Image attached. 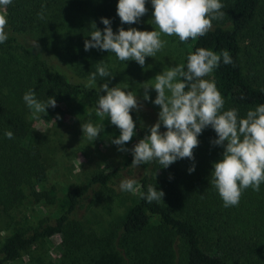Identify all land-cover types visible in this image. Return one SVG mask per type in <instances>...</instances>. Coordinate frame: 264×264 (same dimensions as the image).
I'll list each match as a JSON object with an SVG mask.
<instances>
[{
  "label": "trees",
  "instance_id": "trees-1",
  "mask_svg": "<svg viewBox=\"0 0 264 264\" xmlns=\"http://www.w3.org/2000/svg\"><path fill=\"white\" fill-rule=\"evenodd\" d=\"M58 1L12 0L6 8L0 6L8 33V39L0 43V213L17 209L29 195L36 202L54 205L55 211L52 223L15 226L1 245L0 264L11 263L55 234L62 236L58 257L38 256L19 264H120L123 255L132 264H228V260L264 264V183L258 192L244 190L237 206H224L210 175L212 162L221 159L223 148L211 143L216 133L210 126L198 135L194 160L178 159L167 168L157 161L139 166L140 192L146 193L151 185L164 192L163 200L148 203L139 195L126 206L112 233L93 227L79 215L82 200L93 186L99 187L97 195H101L122 169L132 166L133 157L122 166L96 172L61 196L38 188L46 179L39 136L10 104L2 87L8 95L20 97L34 90L42 102L49 97L56 103L73 99L79 110L97 107L99 96L97 89L85 87L88 78L69 72L66 59L62 62L58 48L49 46L44 35L47 26L38 14L44 17ZM220 2L223 18L213 20L206 35L181 42L186 47L181 64L186 65L187 55L196 48L218 54L227 50L233 63L221 61L211 73L212 81L225 101L224 109L235 108L243 117L249 109L264 104V0ZM243 38L245 49L240 42ZM34 41L38 49L33 48ZM103 83L97 78V87ZM130 114L135 123L140 122L136 110ZM7 131L13 132V139L6 137ZM136 134L144 137L146 133L139 128ZM192 164L195 170L189 173ZM159 168L163 175L154 176Z\"/></svg>",
  "mask_w": 264,
  "mask_h": 264
},
{
  "label": "clouds",
  "instance_id": "clouds-1",
  "mask_svg": "<svg viewBox=\"0 0 264 264\" xmlns=\"http://www.w3.org/2000/svg\"><path fill=\"white\" fill-rule=\"evenodd\" d=\"M12 0H0L5 8ZM153 23L157 30H139L120 27L113 31L109 18L101 17L105 26L101 31L92 23L94 31L91 39H86L84 49L92 48L114 53L120 61H136L141 67L146 57H155L167 41L161 34L177 36L180 42L195 40L204 36L212 28V21L222 19L224 5L220 0H151ZM146 0H118L116 12L121 24H135L147 13ZM43 19V13L38 14ZM6 15L0 14V43L8 39L5 31ZM33 48H39L36 41ZM186 65L179 64L164 69L156 74L154 84L145 83L144 100H149V89H155L157 95L152 101L160 107L157 121L148 126L144 137L131 149L124 147L135 135L136 127L130 112L139 110L142 105L132 91H125L119 85L109 87L108 82L97 87V75L101 78L112 77L108 66L103 62L96 65L85 87L97 89L96 115L101 119L110 118V122L120 130V135L111 140L119 151H130L133 159L131 165L157 161L161 167L167 168L178 159L194 160L193 149L199 145L198 135L211 127L216 138L213 145L223 148L221 159L212 162L211 183L218 191L225 207L237 206L244 190L251 188L259 191L264 183V104L249 109L241 117L235 108L224 109V99L214 81L205 79L221 61L232 64L227 50L216 53L206 48H196L186 58ZM264 91V90H262ZM103 92L104 94H100ZM23 100L33 115L40 119L39 114L46 115L47 108L57 106L54 97L46 102L37 99L34 90L24 93ZM56 119H60L57 114ZM55 121V120H54ZM163 125L165 131H161ZM83 136L89 141L97 139L104 125L91 122L81 124ZM13 139L11 131L5 133ZM195 164L188 168L191 173ZM134 179H122L119 183L121 191L137 193ZM148 203L161 201L164 192L149 185L147 192H139Z\"/></svg>",
  "mask_w": 264,
  "mask_h": 264
},
{
  "label": "rangeland",
  "instance_id": "rangeland-1",
  "mask_svg": "<svg viewBox=\"0 0 264 264\" xmlns=\"http://www.w3.org/2000/svg\"><path fill=\"white\" fill-rule=\"evenodd\" d=\"M117 3L118 0H59L44 15L41 24L47 26L44 35L49 40V46L58 48L61 60L63 62L64 58L66 59L64 66L70 70H68L70 73L78 74L77 76L81 78L83 76L89 78L90 74L96 71L91 70L96 69L99 63L97 60L101 59L100 62L108 66L112 77L101 78L97 75V78L108 82L110 87L119 85L127 88L125 91H132L137 96L142 105L139 110H136L140 122L135 123V135L124 146L131 149L143 138L136 134V130L142 128L146 133L148 126L157 121L160 110V107L152 102L157 95L154 88L149 89L150 99L144 100V84H154L156 74L181 64L186 47L177 36L161 34V39L167 43L155 57H146L143 67L134 60L120 61L114 53L104 50L92 48L85 51L84 42L86 39H91L90 33L95 30L92 23L95 22L96 27L101 31L105 27L101 17L110 19L114 32L120 27L126 30L130 27L148 31L159 30L152 21L151 0H146L147 13L138 23L132 25L121 24L116 12ZM37 39L42 40V33ZM243 39L240 42L245 49L247 41ZM243 63L245 66V59ZM89 70L90 74H87ZM205 79L212 80V75ZM2 89L7 94L10 104L21 112L39 136V149L46 167V179L38 187L39 189L50 190L56 197L61 196L75 185L87 182L96 172L122 166L128 158L133 157L130 151H119V146L111 142L113 138L120 135V130L110 122V118L101 119L97 116L95 106H86L83 110H79L76 100L63 98L62 101L57 102L55 108L48 107L47 114H39L40 119H37L25 104L23 97L14 93L8 95L7 90L3 87ZM57 114L60 119H56ZM85 122H91L97 126L104 125L103 130L93 142L83 136L81 124ZM160 130L165 131L163 126ZM141 174L142 169L139 167L131 166L125 170L122 169L109 187L104 188L101 195H97L99 187L93 186L82 200L83 206L79 215L93 227L107 229L106 232L112 233L126 206L134 203L140 192L138 182L135 186L136 194L121 191L119 183L126 178L137 181ZM153 174L160 177L163 175V170L159 168ZM54 218V205L42 200L36 202L33 197L27 196L17 209L0 213V248L15 226L34 227L40 223H52ZM61 246L62 236L55 234L43 244L32 247L27 254L8 264L28 262L38 256L56 258ZM228 261V264H234L231 260ZM120 264H132V261L127 255H123Z\"/></svg>",
  "mask_w": 264,
  "mask_h": 264
}]
</instances>
